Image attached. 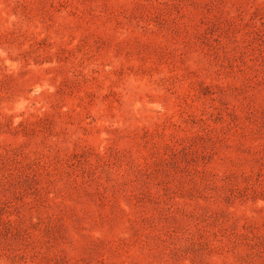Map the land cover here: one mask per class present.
<instances>
[{
  "label": "rangeland",
  "instance_id": "rangeland-1",
  "mask_svg": "<svg viewBox=\"0 0 264 264\" xmlns=\"http://www.w3.org/2000/svg\"><path fill=\"white\" fill-rule=\"evenodd\" d=\"M0 264H264V0H0Z\"/></svg>",
  "mask_w": 264,
  "mask_h": 264
}]
</instances>
